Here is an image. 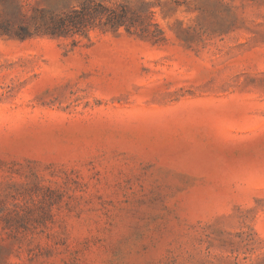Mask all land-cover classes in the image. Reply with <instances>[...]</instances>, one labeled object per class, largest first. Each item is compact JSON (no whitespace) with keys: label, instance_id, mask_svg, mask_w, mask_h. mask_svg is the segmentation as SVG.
<instances>
[{"label":"rangeland","instance_id":"rangeland-1","mask_svg":"<svg viewBox=\"0 0 264 264\" xmlns=\"http://www.w3.org/2000/svg\"><path fill=\"white\" fill-rule=\"evenodd\" d=\"M95 1L133 26L0 33V264H264V0Z\"/></svg>","mask_w":264,"mask_h":264},{"label":"trees","instance_id":"trees-1","mask_svg":"<svg viewBox=\"0 0 264 264\" xmlns=\"http://www.w3.org/2000/svg\"><path fill=\"white\" fill-rule=\"evenodd\" d=\"M131 7L127 3L109 5L104 1L85 0L77 7L63 12L39 10L32 27L25 23L15 27L10 19L0 20V33L26 39L32 36L46 35L60 37H88L89 31L118 30L133 26Z\"/></svg>","mask_w":264,"mask_h":264}]
</instances>
